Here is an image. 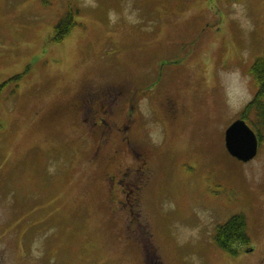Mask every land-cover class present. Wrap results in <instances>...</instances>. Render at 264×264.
Here are the masks:
<instances>
[{
  "label": "rangeland",
  "instance_id": "374dc122",
  "mask_svg": "<svg viewBox=\"0 0 264 264\" xmlns=\"http://www.w3.org/2000/svg\"><path fill=\"white\" fill-rule=\"evenodd\" d=\"M263 53L264 0H0V264H264V143L224 140Z\"/></svg>",
  "mask_w": 264,
  "mask_h": 264
},
{
  "label": "trees",
  "instance_id": "16d2710c",
  "mask_svg": "<svg viewBox=\"0 0 264 264\" xmlns=\"http://www.w3.org/2000/svg\"><path fill=\"white\" fill-rule=\"evenodd\" d=\"M228 2H238L241 0H225ZM65 16L56 26V39H60L64 32L73 30L74 28V13L73 7H68ZM70 17V22L67 19ZM250 75L253 77L256 85V93L253 99L246 105L242 112L241 118L253 128L260 141L264 143V53L259 57L250 69ZM8 80L7 82H10ZM120 90L117 91V93ZM254 112L255 120L250 115ZM116 179L115 176H111ZM121 178V177H120ZM118 180V179H117ZM213 241L221 250L237 257L241 251L250 243V235L248 231L247 219L244 215L238 214L232 216L224 224H220L215 230Z\"/></svg>",
  "mask_w": 264,
  "mask_h": 264
},
{
  "label": "water",
  "instance_id": "95a60500",
  "mask_svg": "<svg viewBox=\"0 0 264 264\" xmlns=\"http://www.w3.org/2000/svg\"><path fill=\"white\" fill-rule=\"evenodd\" d=\"M225 146L233 158L247 163L256 158L259 139L244 120H238L226 130Z\"/></svg>",
  "mask_w": 264,
  "mask_h": 264
},
{
  "label": "flooded vegetation",
  "instance_id": "af4514ba",
  "mask_svg": "<svg viewBox=\"0 0 264 264\" xmlns=\"http://www.w3.org/2000/svg\"><path fill=\"white\" fill-rule=\"evenodd\" d=\"M100 92L102 91L100 90ZM100 96H101L100 100H98L97 103L90 108L91 114L89 118L92 119L90 122L92 130L93 128L101 129V134L106 138L105 142H107L109 140V123H108L109 120L106 119L105 117L107 116V114L103 112L105 110L104 103L109 101V93H102ZM172 110H173L172 115L175 116L174 113H176L177 110H174V109ZM123 180L121 178L117 180V179H114L108 176V182L110 181V183H112L113 186L120 184L122 182V183H125V186L134 187L140 190L142 188L140 187V185H134V184L132 185L131 183H129L125 176H123ZM133 192H134L133 189H128V192L127 193L125 192V202L131 203L130 198L133 196ZM133 201L134 202L137 201V198L133 199ZM124 205L127 206V204H124Z\"/></svg>",
  "mask_w": 264,
  "mask_h": 264
}]
</instances>
